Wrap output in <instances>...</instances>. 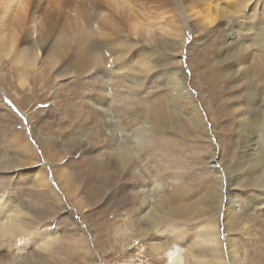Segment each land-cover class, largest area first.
<instances>
[{"label":"rangeland","instance_id":"rangeland-1","mask_svg":"<svg viewBox=\"0 0 264 264\" xmlns=\"http://www.w3.org/2000/svg\"><path fill=\"white\" fill-rule=\"evenodd\" d=\"M58 1L28 2L27 14L31 20L23 33L28 43L38 42L31 51L37 61L24 64L23 77L18 76L19 67L13 56L0 58V189L20 205L28 203L30 211L35 209L45 218L29 236L22 240L13 238L0 248V264H165L163 254H152L150 244H171L169 237L172 236H176L179 243L194 241L200 223L208 221L203 218L204 214L199 217L195 212L186 211L185 204H192L193 198L201 201L202 207L210 204V195L215 190L208 194L206 183L208 177L214 180L216 171L222 176L221 197L213 222L223 251L227 252L225 239L234 237L225 230V217L232 202V208L243 212L240 224L245 230L236 237L242 258L247 264H264V196L259 201L261 205L255 200L248 210L239 208L249 197H258L254 189L241 187L248 178L245 176L241 186H233L235 198L232 201L227 194L229 179L232 181L238 175L232 169L240 164L245 138L237 132L238 118L228 101L242 92L246 76L240 79V73L236 72L235 81H225L221 78L224 65L219 59H228L226 52H233L222 36L229 26L231 32L235 31L232 24L237 26L238 17L233 16L234 12H226L216 25L202 29L187 13L184 0H91L100 6V14L90 12L93 17L89 14L88 18H82L81 25L73 18L75 9H82L85 0ZM251 4L257 12L250 13L247 9L246 15L264 22V0H252ZM225 6V2H219V7ZM202 9L199 5L198 11L202 13ZM59 12L63 15L57 16ZM53 29L60 34L59 52L49 47L53 42ZM238 32L240 35L237 33L229 41L233 44L237 40L238 47L245 46L246 51L231 58V63L238 64L240 72L249 69L253 82L264 81V54L252 41L245 39L243 45L245 33ZM113 49L114 52L121 49V58L128 63L126 68L112 71L114 76L140 78L145 65L149 69L156 63L155 69L145 74L148 81L141 86L140 96L147 97L148 107L137 101L127 114L119 111L122 103L114 99L108 84L112 78L114 56L110 51ZM225 73L228 77L230 71ZM171 78L184 85L182 88L189 93L193 106L178 110L177 118L184 127L182 133L170 140L167 166L158 164L156 169V163L149 159L135 163L134 172L112 170L107 164H111L114 157L106 141L112 134L119 139L116 124L129 123L123 116L133 119L138 110L149 116L152 113V117L167 111L170 116L165 102H169L167 92L172 85L167 79ZM237 84L242 87L238 88ZM230 85L236 87L230 90ZM127 86L132 89L133 83L127 82ZM133 89L137 88L133 86ZM101 90L108 94L104 103V99L99 102ZM191 110L201 116V133L187 120ZM172 122L170 116L163 123L171 128ZM109 125L112 132L108 134ZM152 183L167 193L173 192L174 199L181 196L183 201L171 197L165 200L164 195L152 198L148 192ZM144 191L145 197L152 198L153 203L159 202L161 213L166 216L172 210L176 211V216L160 221L154 230L148 223L139 222L143 206L138 204L135 195L139 192L142 198ZM186 216L189 219H185ZM239 225H234V229L239 230ZM120 227H129L130 232L124 238L113 239L114 230ZM26 228L31 229L29 223ZM135 230L149 233L139 236ZM28 237L31 241L26 245L24 238ZM50 237L52 244L43 252L38 238ZM226 261L228 264V259Z\"/></svg>","mask_w":264,"mask_h":264},{"label":"bare ground","instance_id":"bare-ground-1","mask_svg":"<svg viewBox=\"0 0 264 264\" xmlns=\"http://www.w3.org/2000/svg\"><path fill=\"white\" fill-rule=\"evenodd\" d=\"M59 1L61 2L62 0H59ZM109 1L113 2V0H109ZM184 1L187 2V7H186L187 13L192 18H195L198 23H200V25L202 26V29H207L208 27H211L214 24L216 25L217 22L221 19V17L226 14V12H234L235 15L233 16L238 17L237 26L236 24L234 26L232 24V27L236 28L235 29L236 32L235 31L231 32V26H229V29L227 31L225 30L226 32H224V35L222 36L224 37V40L230 46L229 51L233 49V52L232 53L226 52V54L228 55V59L226 57H224L222 60L219 59V61H221L219 63L221 65H224L222 66L224 67V71L221 75L222 76L221 78L224 79L225 81L228 79L227 82L235 81V79L237 78L235 77L236 72L238 74L240 73L238 75L240 79L245 78L246 76L243 87L241 84L236 85L238 88L239 86L242 87L243 89L242 92L241 93L239 92L237 95H234V97L231 98V100L233 99L232 100L233 102L230 101V99L228 101V102H231V105H232L230 107L231 111L233 113H236L237 118H238L237 132L238 131L241 132V134L244 135L245 138H243L244 145L242 147V152L240 153V164H238V166L236 165L235 168L232 169V172L238 173V175L235 176L232 181L231 179H229V183L231 184L228 190L229 192H227V194H228V200L231 199L232 201V199L235 198V195L232 192L233 189H235V187L233 188V186L235 185L241 186L240 182H241L242 177L243 176L248 177L245 183L242 181L243 185L241 187L243 188L246 187L247 190L250 189V191L254 189L253 191H256L258 193V197L257 196L249 197L246 201L243 202L242 207H239L240 209L247 208L248 210V207L253 203V201L256 200L258 203L261 197L264 196V91H262L264 90V85H262L264 81L259 80L256 83L255 81L253 82L252 81L253 76L249 69H246L243 72L242 71L240 72V66L238 64L231 63V58L235 59V55L241 54L243 51H246V49H245V46H243L242 48L238 47L239 43H237V40L234 39L235 41H233L234 42L233 44L229 40L232 39V37H236L235 35L237 33L238 35H240L238 31H242L245 33L243 34V38H242L243 45L245 43V39L250 41V43L252 41L253 42L252 44H254L255 46L257 45L258 49L264 54V22L253 19L254 17H252V15L250 14L246 15L247 9L251 11L250 13L257 12V10L255 9V5L253 6L252 5L253 3L251 4L252 0H184ZM28 2L30 3V0H0V58L1 57L7 58L10 55L13 56V61L18 63L17 66L19 67V70H18L19 77L24 76L23 75L25 71V68L23 67L24 64H29V63L31 64V62L35 63L37 61V58L34 55H32L31 51L33 49L34 50L36 49L35 46L37 45L38 42L35 41V42L28 43L29 39H27L26 35L23 33L25 30L26 24L31 20L30 19L31 17L28 16L27 14V12H29ZM219 2H225L226 6L223 8L219 7ZM91 3H92L91 0L83 1V4L81 6L82 9L81 8L75 9L76 13L73 19L79 20L81 24L82 18L83 19L88 18L89 14L91 16L93 15V13H90V12H95V13L100 14V6L98 4H95V2L92 3L93 5ZM95 5H97L96 9L93 8V6ZM199 5L203 7L202 13L198 11ZM253 10L255 11L253 12ZM62 15L63 13L59 12L57 16H62ZM68 17L70 16L68 15ZM70 19L72 21L71 17ZM62 23L63 22H60V24ZM48 28L51 29L50 27ZM54 32L55 33L52 32L54 34L53 39H52L53 42L49 47L50 49L54 47L53 52H59V49L61 47L60 42L58 44L60 34L56 30H54ZM65 33L66 32L64 31L63 35H65ZM20 35L21 37L19 38ZM238 48H240L239 51H238ZM119 50L116 49L114 52V49H113V51H110L111 55L114 56V59L112 63L113 69L111 70V72L109 71L110 77L112 76V78L110 77H109L110 79L108 78L109 79L108 84L110 85V91L113 93L114 99L119 100L122 103V108L119 111L120 112L123 111L124 113L127 114L128 110L133 107V103H135L134 107L137 105V101L138 102L141 101L143 105L147 107L149 106V100L147 99V97L142 98L140 96L141 86H143V84H145L148 81V78L145 77V74H147L148 71L150 70L152 71L153 69H155L156 63H153V67L152 68L149 67V69H147L145 65L146 70L140 72L141 74L140 78L131 77V79L129 78L130 79L129 81V79H127L124 76H121V77L114 76V73L112 71H118L122 68H126L128 64L122 60L121 58L122 56L120 53L121 51ZM50 67L53 68L54 67L53 64H51ZM231 69H233L234 72H232ZM226 70L230 71L229 75L227 74L228 77L225 76ZM204 74L206 76V71L204 72ZM179 77L180 78L177 79L178 81L181 80V75ZM206 78L209 81V77L206 76ZM22 79H21V83L24 81V79L23 80ZM213 79L214 78H212V81ZM167 81L172 86L170 85L171 88L167 92L169 102L167 103L166 100H165L166 102L165 101L164 102L166 103L167 107L169 106V109H170L169 114L173 118V122L170 123L171 128L165 127V123H163L166 118L170 117L167 111L161 112V116H159V113L157 114V116L154 114L153 117L151 116L152 113L149 116L146 112L142 113V111H139V110L136 113V117L134 116L133 119L123 116V118L127 120L129 123L124 124L122 121V123L116 124L117 131L119 133L118 135L119 139H117V137H115V135L112 134L109 136L108 138L109 140L106 141L107 149L109 150L110 153H112V156L114 157L113 162H111V164L110 163L107 164L108 167L111 168L112 170L118 171L121 173H123L124 170H128L129 172H134L136 167L133 165H135V163L139 161L144 162L145 160L148 161L149 159L150 160L152 159V162L156 163L155 164L156 169L157 167H159L158 164H160L161 167L167 166L166 164H168V160L170 159V156L167 152V151L170 152V146H171L170 140L175 139L174 136H177L178 134L182 133V130H183L182 128L184 127L177 118L178 112H179L178 110L179 109L186 110V107H189L191 104L193 106V100L190 98L189 93L184 91V89L182 88L184 85L183 86L180 85L176 81V78H173V79L171 78L170 80L167 79ZM215 81L217 80L215 79ZM127 82H129V84L130 82L133 83V86H135L137 89L134 90L133 86H132V89H127L128 87ZM236 82H239V81L236 80ZM236 86L230 85V88L228 89L230 90L234 89ZM102 87H104V85ZM101 91L98 92V94L99 93L101 94L99 95L101 96L99 99V102H101V100L104 99L103 100V103H104L105 97L108 94H106L105 91L103 90ZM161 101L163 102L162 98H161ZM93 106L95 107L96 104ZM236 106L238 108H235ZM103 113H106V112H103ZM96 114L99 115L98 113H95V115ZM187 115L189 117L188 119L187 118L186 119L188 120L192 128L194 125L195 128H197L198 131H200L203 124H202V120L200 118L201 116L199 115V113L197 111L194 112L193 110H191L187 113ZM128 126L129 128H131V132H129ZM110 127L111 126L109 125L108 131H106L108 132V134L112 132L111 131L112 129L110 130ZM116 127L114 129H116ZM135 127H137L136 130H134ZM160 154L161 155L163 154V156H161ZM72 171H75V170H72ZM106 172H110V171H106ZM216 172H217V175L216 176L214 175L213 177L214 180H212V177L211 178L208 177V181L206 183L207 184L206 190L207 192H209L208 194H210L213 189L215 190V192H213V194L210 195V198H209V201H211L210 204L202 207L201 201L194 200V198L192 200V204H189V205L185 204L186 211L195 212L199 214V217L204 214L203 218H205V220L208 221L207 223H205V221H203V223H200L201 226H198V228L200 229V232L198 229V232L196 233V237L194 241L189 244H186V242L179 243L177 239H175L177 237L172 236V237H169L171 244L169 243L168 245H165V246H160L159 244H156V243L150 244V251L152 252V254H155V256H158L157 254L162 253L165 264H227L226 263L227 259H228V264H247V261L242 258V255H241L242 253L240 252L238 241L236 239L237 235L240 234L243 230H245L242 224H240L241 223L240 219L242 218V216L240 215L243 212L236 211L234 207L233 209L231 207L232 202L230 203L228 202L229 209L225 217L226 220L225 219L224 220L226 223V229H225L227 230L226 233L228 235L233 234L234 237L231 236L232 238L230 237V239H225L226 246H227L226 253L223 251V248L221 246L222 243L219 237V232L217 230V227L215 226V223L213 222V218L214 219L216 218L217 210L220 207L218 206V204H219L220 197H221L220 182H221L222 176L220 175V171H216ZM176 176L178 177V175ZM174 179H175V175H174ZM226 179H228V177ZM66 180H67V177H66ZM38 183L41 184L39 180H38ZM149 185H151V182ZM37 187H39V185ZM148 192H151L152 198H156L158 195H164V197H166L165 200H169L170 197L174 199L172 196L173 192L170 191L167 193L163 191L161 186H159L156 183L154 184L152 183V186L150 190L148 189ZM146 194L147 193H145L144 191L142 195L145 197ZM9 195L8 193H5L3 192L2 189H0V248H2L3 246H7L8 242L12 240L13 238H16L17 240H22L23 237L29 236L30 233H33L34 228H36L35 226L37 225V223L39 222L41 223L45 219L44 215L41 212L36 213L35 209L34 210L32 209V211H30L29 210L30 208L28 207V203L27 205H25L24 203L20 205L16 203L14 198L11 200L10 199L11 197ZM144 197L141 198L139 192L136 193L135 195L136 200L139 201L138 204H140L141 207L143 206V209H142L143 211H141L142 214L138 216V221L143 222V223H148L149 227L152 230H154L158 225H160V221L163 222V220H169L176 216V211H172V210L168 211L165 216V214L161 213L159 210V202L153 203L152 198H148V196H146L145 198ZM174 200L183 201V198L179 196L178 198ZM260 203L261 202H259V204ZM31 219H34L33 220L34 223ZM185 219H189V217L186 216ZM27 223H29V226L31 227V229L26 228ZM236 224L237 225L240 224L239 226H241V228L239 230L234 229ZM170 230H173V229H170ZM129 232H130L129 227H127V229L126 228L124 229L123 227L117 228L114 230L113 239H116L117 237L124 238ZM135 233L136 235H139V236L141 235L145 236L149 233V231L135 230ZM44 234L46 237L48 236L46 235V233ZM24 239H25L24 244L26 245L28 244L26 242L31 241V237L24 238ZM195 240H197L196 243H194ZM51 242L52 240L50 237L47 240H45V238H38L37 243H38L40 250H42L43 252H47L50 245L52 244ZM85 255H86V251H84V256ZM188 259L191 260V263L190 262L188 263Z\"/></svg>","mask_w":264,"mask_h":264}]
</instances>
